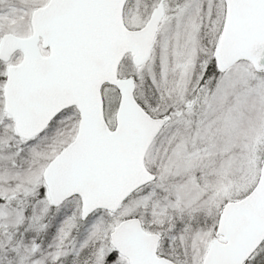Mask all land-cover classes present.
Listing matches in <instances>:
<instances>
[{"label": "snow or ice", "instance_id": "6c2138e0", "mask_svg": "<svg viewBox=\"0 0 264 264\" xmlns=\"http://www.w3.org/2000/svg\"><path fill=\"white\" fill-rule=\"evenodd\" d=\"M0 264H264V0H0Z\"/></svg>", "mask_w": 264, "mask_h": 264}]
</instances>
